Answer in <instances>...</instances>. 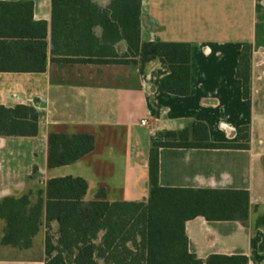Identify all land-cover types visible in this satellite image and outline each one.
I'll list each match as a JSON object with an SVG mask.
<instances>
[{"label":"crops","instance_id":"0c3cea01","mask_svg":"<svg viewBox=\"0 0 264 264\" xmlns=\"http://www.w3.org/2000/svg\"><path fill=\"white\" fill-rule=\"evenodd\" d=\"M19 1L32 2L33 21L48 24L46 64L42 73L0 72V106H27L38 116L36 137H0V200L34 196L46 191L50 179L72 177L86 182V201L101 189L110 203L145 201L152 137L201 122L212 143H242L248 149H160L159 186L247 191L249 222L190 220L185 224L188 250L202 261L226 255L264 264L259 250L264 230L253 226L264 214V0H141V42L190 46V92L184 97L161 89L169 74L163 58L143 72L138 63L54 62L51 0H0ZM92 2L106 8L111 0ZM95 34L100 37L101 29ZM244 46L250 52L247 98L236 77ZM114 50L127 54L126 43L119 41ZM242 129L247 139L239 141ZM53 133L92 135L94 149L70 165L48 168L47 141ZM51 227L55 231L57 225ZM42 230L38 256L0 258V264H44Z\"/></svg>","mask_w":264,"mask_h":264},{"label":"trees","instance_id":"16d2710c","mask_svg":"<svg viewBox=\"0 0 264 264\" xmlns=\"http://www.w3.org/2000/svg\"><path fill=\"white\" fill-rule=\"evenodd\" d=\"M29 1L0 2V72L42 73L46 64L47 22L32 19ZM141 0H111L100 8L92 0H51L50 43L54 62L84 64H139L140 72L157 58L169 67L161 89L171 95L190 92V46L186 43H144L140 39ZM101 29L97 37L95 29ZM124 41L127 54L118 56L114 46ZM249 47L239 55L236 77L243 97L249 96ZM138 59V62L135 60ZM240 130L239 141L247 139ZM37 112L27 106H0V137H36ZM248 149L247 144H215L208 128L195 122L181 131H159L148 153L149 195L142 202L105 200L99 190L84 200L88 186L81 178L50 179L39 189L20 197L0 200L3 233L0 244L28 250L45 228L44 264H248L245 256L210 255L199 260L188 250L186 222L202 217L208 222L247 224L252 207L247 191L159 186V150ZM94 149L88 134H50L47 166L70 165ZM256 207H253V209ZM57 225L52 230L51 225ZM254 228L264 230V214ZM264 252V237L259 245Z\"/></svg>","mask_w":264,"mask_h":264},{"label":"rangeland","instance_id":"374dc122","mask_svg":"<svg viewBox=\"0 0 264 264\" xmlns=\"http://www.w3.org/2000/svg\"><path fill=\"white\" fill-rule=\"evenodd\" d=\"M4 224L0 221V240L3 233ZM42 236L43 230L33 239V246L28 250H17L10 247H3L0 244V258H33L39 255L40 249H42Z\"/></svg>","mask_w":264,"mask_h":264},{"label":"built area","instance_id":"2783aa9c","mask_svg":"<svg viewBox=\"0 0 264 264\" xmlns=\"http://www.w3.org/2000/svg\"><path fill=\"white\" fill-rule=\"evenodd\" d=\"M140 125H142V126H148V122L145 121V120H141L140 121Z\"/></svg>","mask_w":264,"mask_h":264}]
</instances>
